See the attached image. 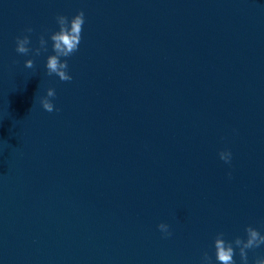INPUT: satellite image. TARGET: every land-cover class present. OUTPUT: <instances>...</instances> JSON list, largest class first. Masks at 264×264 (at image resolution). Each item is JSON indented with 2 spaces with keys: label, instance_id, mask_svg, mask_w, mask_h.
I'll return each mask as SVG.
<instances>
[{
  "label": "water",
  "instance_id": "water-1",
  "mask_svg": "<svg viewBox=\"0 0 264 264\" xmlns=\"http://www.w3.org/2000/svg\"><path fill=\"white\" fill-rule=\"evenodd\" d=\"M81 9L61 81L49 37ZM249 224L264 233V0H0V264H200Z\"/></svg>",
  "mask_w": 264,
  "mask_h": 264
},
{
  "label": "clouds",
  "instance_id": "clouds-1",
  "mask_svg": "<svg viewBox=\"0 0 264 264\" xmlns=\"http://www.w3.org/2000/svg\"><path fill=\"white\" fill-rule=\"evenodd\" d=\"M56 23L59 25V28L52 32L49 37L53 42V54L47 57V74L49 76L56 75L61 81H71L73 77L68 71L69 63L67 58L79 49L82 40L83 25L85 23V12L81 9L71 18L64 14H58L56 16ZM25 31L31 33L34 29L29 26ZM30 45L31 37L29 35L16 37L17 53L28 55L30 52H33L36 56L48 50V38L42 34L39 37V47L33 49ZM25 67L30 69L35 68L34 59H27L25 61ZM55 96V88L49 87L47 94L40 98V103L47 112L58 111L51 99ZM219 155L225 163H231V150H221ZM229 176H231V173H229ZM158 228L165 237L172 235L168 223L161 222ZM261 246H264V233L251 224L246 226L245 236L237 235L234 239H226L225 233L219 232L214 238L215 260H213L212 255L208 251H204L200 259V264H237L235 259L237 249L239 250L240 264H249V251L258 249ZM252 264H264V255L256 256Z\"/></svg>",
  "mask_w": 264,
  "mask_h": 264
}]
</instances>
